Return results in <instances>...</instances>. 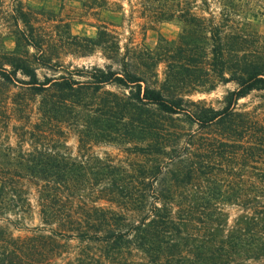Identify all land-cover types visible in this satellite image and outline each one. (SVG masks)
<instances>
[{
	"label": "trees",
	"instance_id": "obj_1",
	"mask_svg": "<svg viewBox=\"0 0 264 264\" xmlns=\"http://www.w3.org/2000/svg\"><path fill=\"white\" fill-rule=\"evenodd\" d=\"M145 1L150 25L178 23L175 39L122 46L98 25L66 52L99 49L108 63L70 70L30 31L22 40L37 60L2 56L0 79L23 85L12 115L26 118L40 99L36 123L16 129L37 147L0 168V264H264V105L238 104L264 91V14L242 0H217L218 13L203 0L199 14L196 0ZM34 62L53 73L40 77ZM229 83L219 107L192 99ZM65 124L77 158L58 149ZM99 142L125 156L98 157Z\"/></svg>",
	"mask_w": 264,
	"mask_h": 264
},
{
	"label": "rangeland",
	"instance_id": "obj_2",
	"mask_svg": "<svg viewBox=\"0 0 264 264\" xmlns=\"http://www.w3.org/2000/svg\"><path fill=\"white\" fill-rule=\"evenodd\" d=\"M116 2L121 9L113 7L111 10L98 9L87 0H0V60L4 55L17 53L21 58L32 55V61L39 57L38 52L34 48L27 46L22 40V34L29 35L30 31L33 35L34 42L40 43L45 38H49L52 48L58 54L53 63L59 61L63 68L73 70L82 67H104L108 61L102 52L97 49L94 53L87 56H74L66 52V49H72L73 37L93 38L97 33L98 25H107L119 34L121 45L129 41H133V45L154 49L161 38L173 40L179 33V25L177 22H165L162 24L150 25L148 21V13H143L145 0H109ZM197 14L202 13V1L196 0ZM243 8L259 11L264 14V0H242ZM211 11L218 13L219 6L217 0H208ZM156 7L157 3H148ZM118 9V11H117ZM113 10V11H112ZM24 19V20H23ZM21 34V35H20ZM18 38L20 40L18 41ZM19 45V46H17ZM124 51L123 49L121 50ZM37 55V56H36ZM37 72L42 77L44 74L51 75L53 72L40 68L35 62ZM10 70L8 66L5 67ZM164 66L159 68V79L163 80L162 74ZM2 71V69L0 70ZM18 79L24 78L18 74ZM20 81L13 80V84H5L0 79V168L17 167L9 165L8 159L17 157L23 153L34 151L35 144L30 141L21 143L17 128L21 126L33 125L38 119L36 111L38 101L30 103L33 108L32 112L26 117L21 115H12L13 109L11 99L14 94L24 92ZM235 88L234 84H220L215 90L198 94L192 99H204L215 107H219L223 101V97L229 90ZM105 90L121 92L122 90L108 86ZM240 107L251 110L254 107L264 105V91L253 92L246 98L238 102ZM30 123V124H28ZM82 123V122H81ZM60 131L67 133L66 142L61 140L58 146L60 152H70L73 158L79 155L78 136L74 131L68 130L66 124L60 125ZM69 131V132H68ZM54 130V134L57 135ZM93 154L100 158H104L107 154L110 156L123 158L125 152L116 147L99 142L90 147ZM36 211V210H35ZM24 222L27 226L33 227L38 224V216L34 213L26 216Z\"/></svg>",
	"mask_w": 264,
	"mask_h": 264
}]
</instances>
